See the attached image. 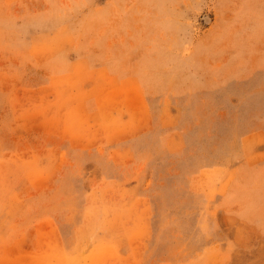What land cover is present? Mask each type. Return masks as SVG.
I'll return each instance as SVG.
<instances>
[{"label": "rangeland", "instance_id": "rangeland-1", "mask_svg": "<svg viewBox=\"0 0 264 264\" xmlns=\"http://www.w3.org/2000/svg\"><path fill=\"white\" fill-rule=\"evenodd\" d=\"M0 264H264V0H0Z\"/></svg>", "mask_w": 264, "mask_h": 264}]
</instances>
